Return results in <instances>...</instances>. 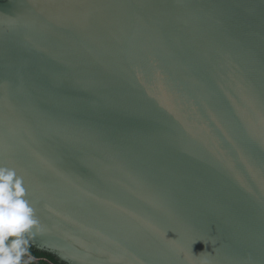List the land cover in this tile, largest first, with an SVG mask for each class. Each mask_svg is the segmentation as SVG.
I'll use <instances>...</instances> for the list:
<instances>
[{
	"label": "water",
	"instance_id": "water-1",
	"mask_svg": "<svg viewBox=\"0 0 264 264\" xmlns=\"http://www.w3.org/2000/svg\"><path fill=\"white\" fill-rule=\"evenodd\" d=\"M0 166L60 264H264V0H0Z\"/></svg>",
	"mask_w": 264,
	"mask_h": 264
},
{
	"label": "clouds",
	"instance_id": "clouds-1",
	"mask_svg": "<svg viewBox=\"0 0 264 264\" xmlns=\"http://www.w3.org/2000/svg\"><path fill=\"white\" fill-rule=\"evenodd\" d=\"M42 232L23 177L0 166V264H37L31 249Z\"/></svg>",
	"mask_w": 264,
	"mask_h": 264
},
{
	"label": "trees",
	"instance_id": "trees-1",
	"mask_svg": "<svg viewBox=\"0 0 264 264\" xmlns=\"http://www.w3.org/2000/svg\"><path fill=\"white\" fill-rule=\"evenodd\" d=\"M32 254L40 261V264H60L53 256L42 253L32 247Z\"/></svg>",
	"mask_w": 264,
	"mask_h": 264
},
{
	"label": "rangeland",
	"instance_id": "rangeland-1",
	"mask_svg": "<svg viewBox=\"0 0 264 264\" xmlns=\"http://www.w3.org/2000/svg\"><path fill=\"white\" fill-rule=\"evenodd\" d=\"M37 264H40V261L37 259Z\"/></svg>",
	"mask_w": 264,
	"mask_h": 264
}]
</instances>
